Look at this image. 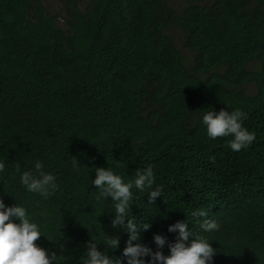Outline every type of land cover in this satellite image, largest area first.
Wrapping results in <instances>:
<instances>
[{"label": "trees", "instance_id": "1", "mask_svg": "<svg viewBox=\"0 0 264 264\" xmlns=\"http://www.w3.org/2000/svg\"><path fill=\"white\" fill-rule=\"evenodd\" d=\"M61 11L0 0V199L32 214L35 243L81 264L105 232L119 235L107 251L119 257L128 233L111 226L110 202L95 200V168L119 163L127 180L151 164L163 194L149 204L133 189L140 243L156 250L154 233L174 241L168 225L183 220L212 240V264H264V0H63ZM226 103L255 133L238 152L201 123L210 107L230 112ZM37 158L57 181L47 200L15 169ZM200 210L218 231L202 232Z\"/></svg>", "mask_w": 264, "mask_h": 264}, {"label": "clouds", "instance_id": "2", "mask_svg": "<svg viewBox=\"0 0 264 264\" xmlns=\"http://www.w3.org/2000/svg\"><path fill=\"white\" fill-rule=\"evenodd\" d=\"M231 107L230 112L225 108L216 111L210 107V110L202 112L201 123L209 139L231 137L226 141L227 147L238 152L255 140V133L243 126L247 114L239 108ZM72 157V170L79 174L81 164L76 157ZM118 167L119 163L113 168L96 167L95 178L91 180V184L96 188L95 200L101 203L102 209L110 202L107 207L111 210L108 211L114 213L111 226L128 233L125 247L119 257L110 256L107 251L119 247V235L103 232L99 239L92 236L86 251L79 258L81 264H212L217 252L210 244L212 240L194 234L187 221L179 220L168 225L167 231L176 234L174 241H168L163 234L154 233L152 240L156 250L139 242L140 234L134 222L135 218L129 217L133 189L146 193L149 204H152L158 197H162L163 186L156 183L151 164L137 169L135 175L127 180L117 174L115 168ZM15 169L19 174V184L28 193L38 194L47 200L57 188L55 175L45 170V164L39 158L31 162V166L25 170H21L18 163ZM5 171V163L0 160V175ZM193 215L204 218L200 224L202 232L218 231L219 224L216 220L207 218L206 211H194ZM79 223L91 230L90 225ZM141 227L148 230L151 225L143 223ZM41 235L42 227L24 205L16 201L14 205L8 206L0 199V264H62L60 257L63 255L50 253L48 249L35 243ZM134 241L136 243H133ZM100 243L105 246L103 251L97 247ZM166 244L169 250L167 255L162 251Z\"/></svg>", "mask_w": 264, "mask_h": 264}, {"label": "rangeland", "instance_id": "3", "mask_svg": "<svg viewBox=\"0 0 264 264\" xmlns=\"http://www.w3.org/2000/svg\"><path fill=\"white\" fill-rule=\"evenodd\" d=\"M43 5L52 13H61L60 18L65 16V14L61 11L63 0H41Z\"/></svg>", "mask_w": 264, "mask_h": 264}]
</instances>
